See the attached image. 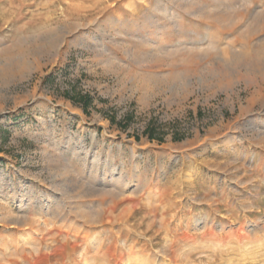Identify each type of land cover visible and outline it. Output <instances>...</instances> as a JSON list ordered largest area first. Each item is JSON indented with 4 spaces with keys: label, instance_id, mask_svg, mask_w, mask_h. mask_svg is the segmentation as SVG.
Returning a JSON list of instances; mask_svg holds the SVG:
<instances>
[{
    "label": "rangeland",
    "instance_id": "obj_1",
    "mask_svg": "<svg viewBox=\"0 0 264 264\" xmlns=\"http://www.w3.org/2000/svg\"><path fill=\"white\" fill-rule=\"evenodd\" d=\"M0 147V264H264V0H0Z\"/></svg>",
    "mask_w": 264,
    "mask_h": 264
},
{
    "label": "trees",
    "instance_id": "obj_2",
    "mask_svg": "<svg viewBox=\"0 0 264 264\" xmlns=\"http://www.w3.org/2000/svg\"><path fill=\"white\" fill-rule=\"evenodd\" d=\"M80 99H81V101H82V104L84 105V106H89L90 104H91V98L89 97V96H81V97H79ZM76 99V98H75ZM147 133L146 134H148L149 136H151V129H149L148 131H146ZM0 150H1V147H0Z\"/></svg>",
    "mask_w": 264,
    "mask_h": 264
}]
</instances>
